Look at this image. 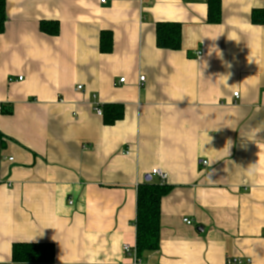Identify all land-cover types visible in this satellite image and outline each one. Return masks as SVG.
<instances>
[{"label":"crops","instance_id":"0c3cea01","mask_svg":"<svg viewBox=\"0 0 264 264\" xmlns=\"http://www.w3.org/2000/svg\"><path fill=\"white\" fill-rule=\"evenodd\" d=\"M210 2L219 23L208 20ZM255 10L264 0H7L0 264H134L124 246L136 245L138 188L148 176L161 184L156 169L170 188L161 246L140 264H264V26L252 22ZM44 22L58 35L42 32ZM159 23L181 26L180 50L158 48ZM108 105L123 107L122 120L105 124L95 108ZM18 244L53 245L54 259L14 262Z\"/></svg>","mask_w":264,"mask_h":264},{"label":"trees","instance_id":"16d2710c","mask_svg":"<svg viewBox=\"0 0 264 264\" xmlns=\"http://www.w3.org/2000/svg\"><path fill=\"white\" fill-rule=\"evenodd\" d=\"M218 2H210L209 22L219 23L221 19ZM7 0H0V34L4 33L7 23ZM216 4V5H215ZM255 25L264 26V10H255L252 14ZM41 31L56 36L59 33L57 23L44 22ZM156 43L158 48L178 51L182 47V28L179 24L159 23L156 27ZM113 39L110 32L101 36V51L109 53L112 50ZM123 107L108 105L103 109L104 122L112 125L123 118ZM1 139V135H0ZM170 192L164 184L147 182L139 186L137 198V213L134 222L136 228L137 256L139 259L158 252L161 246V203L162 199ZM53 245L18 244L13 248L14 262L23 263H51L54 259Z\"/></svg>","mask_w":264,"mask_h":264},{"label":"built area","instance_id":"2783aa9c","mask_svg":"<svg viewBox=\"0 0 264 264\" xmlns=\"http://www.w3.org/2000/svg\"><path fill=\"white\" fill-rule=\"evenodd\" d=\"M107 1L108 0H100V3L101 4H106ZM144 79H145L144 77H141V79H140L141 82L144 81ZM20 80H21V78H20ZM124 81H125L124 79H121L120 80L121 83H123ZM81 89H82V86H79L77 88V90H81ZM234 96H235V98H239V93L234 94ZM95 111H96V113L98 115H100V116L103 115V110L101 108L96 107L95 108ZM203 164L204 165H207V162H204ZM152 176L153 177H158L160 179V181H161V184H164L166 182V179H167V175L164 172H162L161 170H159V169L154 170L152 172ZM70 204H73V202L70 201ZM184 222L186 224H189V225L191 224V221L190 220H187V219L184 220ZM124 252L126 254H130L134 258V264H140L141 263V261L139 260V258L137 256V250H136L135 247H131L129 245H125L124 246ZM228 263L229 264H242V261L241 260H234V261H229Z\"/></svg>","mask_w":264,"mask_h":264},{"label":"clouds","instance_id":"9594fccd","mask_svg":"<svg viewBox=\"0 0 264 264\" xmlns=\"http://www.w3.org/2000/svg\"><path fill=\"white\" fill-rule=\"evenodd\" d=\"M256 172V165H251L248 167V175L251 177L255 174Z\"/></svg>","mask_w":264,"mask_h":264},{"label":"water","instance_id":"95a60500","mask_svg":"<svg viewBox=\"0 0 264 264\" xmlns=\"http://www.w3.org/2000/svg\"><path fill=\"white\" fill-rule=\"evenodd\" d=\"M146 180H147L148 182H150V181H151V176H148V177L146 178Z\"/></svg>","mask_w":264,"mask_h":264}]
</instances>
